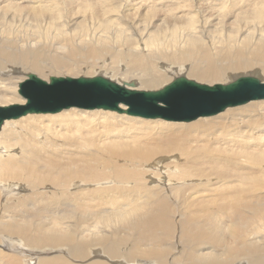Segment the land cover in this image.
<instances>
[{
    "label": "bare ground",
    "instance_id": "bare-ground-1",
    "mask_svg": "<svg viewBox=\"0 0 264 264\" xmlns=\"http://www.w3.org/2000/svg\"><path fill=\"white\" fill-rule=\"evenodd\" d=\"M83 1L0 0L1 106L18 103L19 83L34 72L47 82L91 69L132 74L141 84L131 82L136 88L150 90L179 75L210 84L247 69L264 75V29L254 32L255 24H264V0H220L221 10L210 3L203 12L200 0ZM147 2L165 12L158 21L168 22L156 35L148 30L153 20L142 35L132 25L131 7ZM245 6L237 34L211 35L208 26H217L222 13ZM28 19L43 29L26 30ZM139 44L146 53L138 52ZM158 63L169 66L166 72ZM233 107L191 123L115 110H84L82 117L77 107L6 120L0 131V264H264V143L255 136L264 131V106L250 112ZM23 119L32 124L19 127ZM56 126L71 134L55 133ZM44 129L53 132L51 139ZM97 137L110 143L98 147ZM223 165L238 174L225 176L228 169H218ZM155 177L159 185L147 183ZM212 181L214 194L204 195ZM26 190L36 192L20 198ZM9 191L16 203L1 196ZM94 194H111L118 208L108 211L106 199Z\"/></svg>",
    "mask_w": 264,
    "mask_h": 264
},
{
    "label": "water",
    "instance_id": "water-1",
    "mask_svg": "<svg viewBox=\"0 0 264 264\" xmlns=\"http://www.w3.org/2000/svg\"><path fill=\"white\" fill-rule=\"evenodd\" d=\"M24 103L0 105V131L6 120L34 113H57L71 107L127 112L167 121H193L213 116L226 108L264 99V81L249 74L228 83L213 85L179 76L161 89L136 88L131 82H117L103 75L50 77V82L29 73L19 83ZM124 103L127 109L119 104Z\"/></svg>",
    "mask_w": 264,
    "mask_h": 264
},
{
    "label": "rangeland",
    "instance_id": "rangeland-1",
    "mask_svg": "<svg viewBox=\"0 0 264 264\" xmlns=\"http://www.w3.org/2000/svg\"><path fill=\"white\" fill-rule=\"evenodd\" d=\"M65 1V0H64ZM85 1H89V0H84L82 3H84ZM99 1H103V0H99ZM135 0H126V3H129V2H134ZM196 1H198V0H196ZM226 1H229V3L230 2H232V0H226ZM221 1L219 0V1H217V0H200V4H196V6L197 5H199V6H201L200 8H198V9H200L199 11H201L202 10V12H203V10H204V8H203V6L205 5V6H209L210 5V3L214 6L215 4H219ZM157 3H158V1H157ZM150 2L148 3H145V4H143V5H141V7H139L138 5H135V6H132L131 7V9H130V11H129V14L131 15V20L133 21L132 22V25H133V27L136 29V30H138V33L140 34V35H142V34H144L145 32H146V28H147V26L149 25V23H150V21L151 20H153V23L151 24V26H149V28H148V30L151 32V34H153V35H156V34H159V33H161L163 30H164V28H165V26L168 24V22H166L165 20L164 21H158V19L159 18H162V17H164V15H165V12L164 11H160L159 10V7H158V5H159V3H158V5L157 6H155L154 4V6L153 7H147V6H150V5H152V4H150ZM203 5V6H202ZM223 5H218V6H215L217 9H216V11H218V9L219 10H221V7H222ZM239 6H241V5H239ZM220 7V8H219ZM223 8V7H222ZM227 8H230V6H227ZM251 8V7H250ZM249 9V7L247 6H245V7H243V9H240L239 11H237L236 9H233V10H226L224 13H222V15L220 16V20H216L217 21V26H214V27H211V26H208V29L209 30H211V35H220V37H221V39H223V38H225V34L228 32V33H230V34H237V32H238V30H240V28H241V24H239L237 21H236V19H238L239 17H241V16H243V14H245L244 13V10H248ZM195 10H197V9H195ZM215 11V12H216ZM249 11V10H248ZM153 14L155 15V17H154V19H152V16H153ZM208 18H210L211 16H207ZM117 22V24H119L120 22L119 21H116ZM26 30H31V31H39V30H42L43 29V27L39 24V23H37L35 20H33V19H28L27 21H26ZM51 27L52 26H54V24H52V25H50ZM236 29V31L235 32H232L233 31V29ZM229 29H231V31H229ZM256 29H264V24L263 23H261V22H259L258 24H255V28H254V32H258ZM207 34H209L208 32H207ZM210 35V34H209ZM136 42V43H135ZM137 42H138V37L137 38H135V40H134V43L135 44H137ZM142 48V49H138V48ZM144 49H145V47H144V45H142V44H139L138 45V47H137V50H138V52H144V53H146V50L144 51ZM139 50H141V51H139ZM161 64V65H160ZM163 64H164V62H163ZM156 66H157V68H158V70H160V71H162V70H164V69H167V66L168 65H162V63H158V64H156ZM162 67V68H161ZM169 67V66H168ZM180 67V66H179ZM164 68V69H163ZM91 69V68H90ZM96 69H91V71H89V73L88 72H82V73H79V74H76V75H70L71 73H68L67 75H69V76H73V77H79V76H95V75H103V76H106V77H109V78H111V79H113V80H115V81H117V82H120V83H123L124 82V80L126 81V82H133L134 80H136L137 81V85H138V87L140 88V83H139V80H137V79H135V77L133 76V77H131L132 76V74H127V75H123L122 77H120V76H114V75H112V73L111 72H108V73H105L104 71H102V70H97V72H94ZM165 72H166V70H164ZM163 72V71H162ZM173 72V71H172ZM35 73V72H34ZM170 73L171 72H169L168 73V76H170ZM35 74H37L38 76H40L41 78H43V79H45V80H48V78H46V77H44V76H41V75H39L38 73H35ZM124 74H126V73H124ZM249 74H252V75H255V76H258V77H260V79H262V80H264V75L262 74V73H260V72H253V71H251V70H242V71H240V73H237L232 79H229L228 81H224V82H220V83H227V82H230V81H232V80H234L237 76H240V75H249ZM52 75H55V74H52ZM57 76H59V74H56ZM62 75H64V76H67V75H65V74H62ZM179 76H181V75H179ZM178 76V77H179ZM184 76V75H183ZM128 79H127V78ZM26 78V77H25ZM176 78V77H175ZM189 78V77H188ZM133 79V80H132ZM174 79V78H173ZM172 79V80H173ZM190 79H194V80H196L195 78H190ZM128 80V81H127ZM171 80V81H172ZM196 81H198V80H196ZM200 83H204V84H209V85H213V84H215V83H218V82H215V83H212V84H210V83H207V82H201V81H199ZM167 83H168V81H167ZM164 84H166V83H164ZM163 84V85H164ZM18 87H17V90H16V92H17V94H18V100H15V101H13V103H16V102H20V95H19V93H18ZM141 89H148V90H150V88L149 87H141ZM153 89H155V88H153ZM152 88H151V90H153ZM156 89H158V87L156 88ZM264 100V99H263ZM250 102H253V103H251V104H253V107L252 108H250V107H247V106H250L251 104H248V103H250ZM250 102H248V103H246V104H242V105H239V106H236L235 108L233 107V109H231V110H236V111H238L239 110V108L241 109V108H243L244 110H246L247 112H250V111H252V110H258V109H261V108H263V106H264V101H262L261 102V100H259L258 102L256 101V103L257 104H255V101H250ZM10 103H12V102H10ZM263 103V104H262ZM20 104V103H19ZM248 104V105H247ZM259 104V105H258ZM248 108V109H247ZM82 111H80V110ZM84 110L85 111H108V110H103V109H92V110H87V109H83V108H77L76 109V113H78V115H80L81 114V116L82 117H84V116H87V114L84 112ZM248 110H250V111H248ZM63 111V110H62ZM62 111H61V113H62ZM68 111V110H67ZM116 112V111H115ZM224 112V111H223ZM223 112H220V113H218V114H216V115H219V114H221V113H223ZM57 113H59L60 114V112H57ZM53 114V113H52ZM126 115V114H125ZM216 115H213V116H206V118H209V117H214V116H216ZM259 115H261V114H259ZM127 116H129V115H127ZM254 117V116H253ZM200 118H202V117H200ZM205 118V117H204ZM97 119V118H96ZM26 120V119H25ZM24 119L22 120V121H20V122H18V126L19 127H25L26 125V123H27V121L28 120H26L25 121ZM44 120L45 119H43V120H41V122H40V120L39 121H37L38 122V124H40L41 126H44L45 125V122H44ZM148 120H161V121H164V120H162V119H148ZM8 121V120H7ZM32 121V120H31ZM6 122V121H5ZM22 122H23V124L25 125H23L22 124ZM33 122V121H32ZM35 122V121H34ZM36 122V123H37ZM191 122H194V121H191ZM191 122H185V123H191ZM49 123V125L51 124L50 122H46V124H48ZM184 123V122H183ZM263 124H264V122H262ZM5 124V123H4ZM28 125L29 124H32L31 122L29 123H27ZM6 125H8V126H11V125H13V123H8V124H6ZM27 125V126H28ZM51 126V125H50ZM60 128V126H56L55 127V133H60V132H62V133H68L67 131H62V129H59ZM262 128H264V125L262 126ZM61 130V131H60ZM58 131V132H57ZM60 131V132H59ZM43 132L44 133H47V131L44 129L43 130ZM99 132H101V129H100V131H99V129H98V132L97 133H99ZM262 132H263V134H262ZM77 133V132H76ZM48 134V133H47ZM68 134H71V133H68ZM257 134V133H256ZM259 134V135H258ZM258 134L257 135H255L260 141L262 140V142L264 143V131H260V132H258ZM49 136H45V137H49L50 139L52 138V136H53V132L52 131H50V134H48ZM263 135V136H262ZM49 138L48 139H46V140H49ZM99 137H97L96 139H95V142H96V146H98V147H100V146H103V144L104 145H107V144H109L110 143V141H108V140H103V138H99ZM41 139H44V137L43 138H41ZM99 142H101V143H99ZM58 143H60V142H58ZM61 143H64V141H63V138H61ZM66 144V143H65ZM63 144H61V147H64V146H62ZM67 145V144H66ZM57 146L59 147V145L57 144ZM234 147V146H233ZM232 146H231V148H233ZM230 151H234L235 149L237 150V148H235L234 147V149H231L230 147H227ZM250 154H251V152H250ZM246 162H248V163H246V165L247 166H251L252 165V163L250 162V161H246ZM251 163V164H250ZM133 164V163H132ZM148 164H151V163H148ZM224 166V167H223ZM223 166H220V167H218V169L219 170H221V168L222 169H225V170H227L228 169V171H229V173H227L225 176H236L237 174H238V172H239V169H235V170H233V169H231L230 167L229 168H226V166L225 165H223ZM264 166V165H263ZM132 167V168H131ZM130 168L131 169H134V170H137V169H139L138 167H136V166H134V164H133V166H131ZM137 168V169H136ZM156 171V170H154V169H150L149 171ZM143 171V172H142ZM148 171V170H147ZM147 171H145V170H141V172L147 177V176H149V175H151V174H149V172H147ZM232 171V172H231ZM165 172H166V170H165ZM234 172V173H233ZM249 172L250 173H253V174H256V173H258L259 172V170H257V169H255V168H250L249 169ZM264 167H262V169H261V173H262V175L264 176ZM142 174V177H144V178H146L144 175ZM168 175V174H167ZM162 176H164L163 174H162ZM225 176L223 177L224 179H225ZM211 177H214V176H211ZM222 178V177H221ZM155 180H156V182L155 183H150V182H147L148 184H153L154 186H157V185H159L160 183H159V179L157 178V177H155ZM226 180V179H225ZM104 181H107V180H104ZM131 182V181H130ZM213 182V184H211L210 185V187L208 188L207 186H205L207 189H208V191H206L205 192V194L204 195H211L212 193L214 194V189H213V187H215V185L217 184V182H215V181H212ZM211 182V183H212ZM110 183V184H109ZM163 183V182H162ZM102 184V182L101 183H96V187L98 186H100ZM164 184V183H163ZM107 185H113V183H111V182H108V184ZM122 185V184H121ZM153 186V187H154ZM211 188L213 189V191H211ZM210 189V190H209ZM12 192H15V191H9L7 194H4V196L3 195H1L2 197H5V198H11V199H13L14 200V197H12L14 194L12 193ZM33 192H36V191H32V190H26V191H24L23 193H21V196H20V198L22 197V196H25L26 194H32ZM39 192H41V191H39ZM7 195V196H6ZM40 194H38L37 196L40 198V196H39ZM95 195V194H94ZM93 195V196H94ZM229 195V196H228ZM95 196H98L99 197V200L101 201V202H104V199H106L105 201L106 202H104L103 204H105L106 205V207H105V209H107L108 211H111V210H113V208H118V204L120 203V201L118 202V201H116V198L114 197V196H112L111 194H107V195H95ZM221 197H222V195H220ZM108 197V198H107ZM111 197H113L112 198V200L110 199ZM227 197L229 198V200H232V199H234V197H233V195H232V197H231V194L229 193V194H227ZM15 198H19V196H17V197H15ZM108 200V201H107ZM15 201V200H14ZM122 201V200H121ZM109 202H110V204H111V202H113V204H112V206L109 204ZM116 202V203H115ZM117 202H118V204H117ZM128 202H130V200L129 201H125V202H123L124 203V205L125 204H127ZM15 203H16V201H15ZM116 204V205H115ZM101 208H103L104 209V207L102 206ZM103 209H100L99 208V210H101V211H104ZM110 209V210H109ZM72 211H73V213H75L76 214V211H75V209H71ZM107 210H106V212H107ZM100 211V212H101ZM22 212V210H20V213ZM94 212V211H93ZM96 212V211H95ZM98 212V211H97ZM75 217H77V218H79L80 219V217H78L77 215H75ZM91 217V218H94V217H92V216H86L85 218H86V220H89V218ZM74 218V217H73ZM73 218H71V219H73ZM85 218H83V219H81V220H84ZM74 222V221H73Z\"/></svg>",
    "mask_w": 264,
    "mask_h": 264
}]
</instances>
